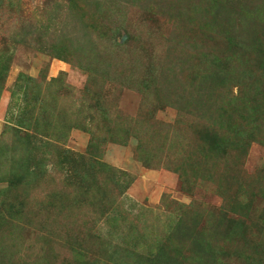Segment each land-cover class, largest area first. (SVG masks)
Masks as SVG:
<instances>
[{"label": "rangeland", "instance_id": "rangeland-1", "mask_svg": "<svg viewBox=\"0 0 264 264\" xmlns=\"http://www.w3.org/2000/svg\"><path fill=\"white\" fill-rule=\"evenodd\" d=\"M1 150L9 264H243L264 0H0Z\"/></svg>", "mask_w": 264, "mask_h": 264}, {"label": "trees", "instance_id": "trees-1", "mask_svg": "<svg viewBox=\"0 0 264 264\" xmlns=\"http://www.w3.org/2000/svg\"><path fill=\"white\" fill-rule=\"evenodd\" d=\"M233 62L235 63L236 60H233ZM243 63H244L243 60H241L240 62H238V60H237V64L240 68L243 66ZM234 100H235V98H234ZM0 152H3V151L1 150ZM8 155H9V151H8V153L7 152L3 153V154L1 153L0 159L2 160L5 156V158L7 159V163L10 165V170H11L12 168H15V167L12 166L11 163L13 162V160L12 159L9 160ZM23 158H21L17 163H15L14 166H17ZM16 168H18V167H16ZM7 171H8V169L5 170L6 177H4V179H6V180L9 179V178L7 179ZM11 188L12 187H10L9 191L11 190ZM4 193H6V191ZM1 237H2V234H1V229H0V243H1ZM256 243H257L256 248H253L252 252L249 251L248 253H246L243 250L244 254H242L241 263H243V264H264V238L261 239L258 237ZM1 255H2V252H0V260H1ZM192 256L193 255L191 253L190 254L179 253V256H178L179 259H177V261L174 262L173 264H175V263L176 264H194L195 259H193ZM2 257H3L4 263L9 264V258H8V254L6 252H3ZM166 257L167 256L164 253V259H166ZM148 261H147V263L150 264V259ZM214 264H228V263L227 262H218V263H214Z\"/></svg>", "mask_w": 264, "mask_h": 264}]
</instances>
